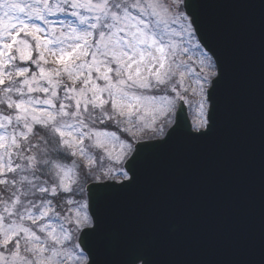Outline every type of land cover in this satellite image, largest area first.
I'll list each match as a JSON object with an SVG mask.
<instances>
[{
  "label": "snow or ice",
  "instance_id": "1",
  "mask_svg": "<svg viewBox=\"0 0 264 264\" xmlns=\"http://www.w3.org/2000/svg\"><path fill=\"white\" fill-rule=\"evenodd\" d=\"M221 4L264 34V0H0V264H156L109 204L148 150L215 133Z\"/></svg>",
  "mask_w": 264,
  "mask_h": 264
},
{
  "label": "water",
  "instance_id": "2",
  "mask_svg": "<svg viewBox=\"0 0 264 264\" xmlns=\"http://www.w3.org/2000/svg\"><path fill=\"white\" fill-rule=\"evenodd\" d=\"M210 20L237 81L215 133L150 149L137 186L109 204L112 219L156 264L264 260V34L259 9L221 4ZM185 118L189 121L187 108ZM190 122V121H189Z\"/></svg>",
  "mask_w": 264,
  "mask_h": 264
},
{
  "label": "rangeland",
  "instance_id": "3",
  "mask_svg": "<svg viewBox=\"0 0 264 264\" xmlns=\"http://www.w3.org/2000/svg\"><path fill=\"white\" fill-rule=\"evenodd\" d=\"M188 110V116H189V120H190V122H195V118H196V116H195V109H191V110H189V109H187Z\"/></svg>",
  "mask_w": 264,
  "mask_h": 264
}]
</instances>
